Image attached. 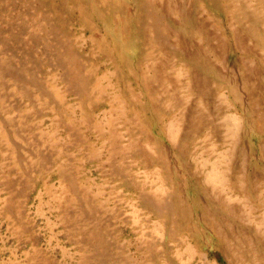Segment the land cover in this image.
<instances>
[{
  "label": "rangeland",
  "instance_id": "obj_1",
  "mask_svg": "<svg viewBox=\"0 0 264 264\" xmlns=\"http://www.w3.org/2000/svg\"><path fill=\"white\" fill-rule=\"evenodd\" d=\"M263 115L264 0H0V264H187L215 215L192 169Z\"/></svg>",
  "mask_w": 264,
  "mask_h": 264
},
{
  "label": "crops",
  "instance_id": "obj_2",
  "mask_svg": "<svg viewBox=\"0 0 264 264\" xmlns=\"http://www.w3.org/2000/svg\"><path fill=\"white\" fill-rule=\"evenodd\" d=\"M152 106L154 107L153 104ZM170 113L167 111L165 115ZM160 114L162 113L160 112ZM262 121L263 123L259 122L260 126L249 127L250 123L247 119L246 130L252 132L257 139L246 140V142L242 140V147L246 148L243 157L240 158L237 155L239 142L232 141L230 147L237 149L236 154L230 157L229 161L225 163L226 165L224 164L225 166L219 163L218 158L217 161H214L216 165L213 169L204 172V174H200L203 171H200L197 166L194 170L192 169V173L197 174L196 179L200 180L202 188H196L185 195L190 199L198 200L204 211L209 212V208L212 207V210H215L213 211L215 215L212 225L210 223L201 224L202 232L197 239H194L192 232H186L184 237H181L177 242L172 241L173 244L181 243L183 245V249L179 251V257L185 263L191 264L199 259L203 260V264H207L206 260L210 259V255L216 254L222 258L224 264H264V259L254 258V254H246L243 257L238 254L239 251L244 250L240 245H246V251H249L248 245L253 244V240L238 235V232L233 230L234 228H256L260 235L258 241L255 242L260 244L264 250V115ZM162 125L166 133L177 126L176 120L173 118L166 119ZM149 141L151 161L148 165L154 171L161 172L159 166H161L162 157L160 158V154L157 152L161 147L153 136ZM141 145L143 146V142ZM187 148L191 163V144ZM252 148H259L260 152H252ZM139 158L143 162V155ZM228 173L230 178L222 183L221 175ZM161 180H163L161 174L157 177L158 183L152 179L156 185L158 184L152 189L154 193H158V189L162 188ZM214 262L217 261L214 260Z\"/></svg>",
  "mask_w": 264,
  "mask_h": 264
},
{
  "label": "bare ground",
  "instance_id": "obj_3",
  "mask_svg": "<svg viewBox=\"0 0 264 264\" xmlns=\"http://www.w3.org/2000/svg\"><path fill=\"white\" fill-rule=\"evenodd\" d=\"M231 122V121H230Z\"/></svg>",
  "mask_w": 264,
  "mask_h": 264
}]
</instances>
